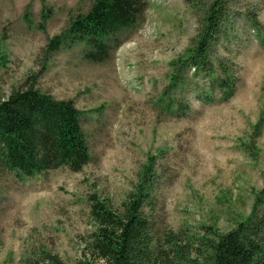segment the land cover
<instances>
[{
    "label": "rangeland",
    "instance_id": "obj_1",
    "mask_svg": "<svg viewBox=\"0 0 264 264\" xmlns=\"http://www.w3.org/2000/svg\"><path fill=\"white\" fill-rule=\"evenodd\" d=\"M143 1L140 24L93 61L76 39L48 49L92 0H0V98L32 85L71 101L90 152L78 172L60 167L20 179L0 166V264H22L42 250L65 264H105L83 254L95 229L91 205L103 200L121 213L146 164L157 232L164 222L175 231L225 232L264 190V0H229L215 52L235 62L234 93L196 99L190 89L203 82L187 71V89L175 94L187 106L180 117L160 99L171 62L196 42L208 0ZM261 204L264 212V197Z\"/></svg>",
    "mask_w": 264,
    "mask_h": 264
},
{
    "label": "trees",
    "instance_id": "obj_2",
    "mask_svg": "<svg viewBox=\"0 0 264 264\" xmlns=\"http://www.w3.org/2000/svg\"><path fill=\"white\" fill-rule=\"evenodd\" d=\"M228 4L229 0H208L196 42L185 57L170 64L173 70L160 99L164 110L171 112L176 105L180 117L187 109L175 94L187 89L190 70L191 76L200 75L203 82L190 89L196 99L211 101L213 90L223 100L234 93L238 81L232 69L235 62L215 52L227 33ZM145 10L143 0H92L85 13L71 16L67 28L49 41L48 49L76 39L88 47L86 58L105 59L117 35L136 28ZM250 20L257 23L255 17ZM79 121L80 112L71 101L57 100L32 85L0 98V166L20 179L60 167L80 171L90 161V152ZM148 169L150 164L121 213L103 200L92 203L95 229L85 240L84 256L105 264H264V212L259 211L263 189L255 196L249 215L225 232L211 226H202V233L190 228L175 231L164 221L157 232L150 214L155 204ZM22 264L65 263L42 250L38 258L25 259Z\"/></svg>",
    "mask_w": 264,
    "mask_h": 264
}]
</instances>
